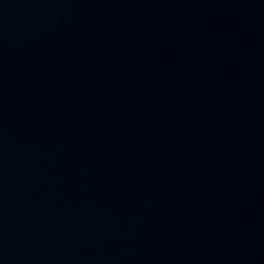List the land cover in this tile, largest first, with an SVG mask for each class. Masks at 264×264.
<instances>
[{
    "label": "water",
    "instance_id": "water-1",
    "mask_svg": "<svg viewBox=\"0 0 264 264\" xmlns=\"http://www.w3.org/2000/svg\"><path fill=\"white\" fill-rule=\"evenodd\" d=\"M0 264H264V0H0Z\"/></svg>",
    "mask_w": 264,
    "mask_h": 264
}]
</instances>
